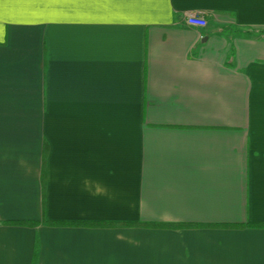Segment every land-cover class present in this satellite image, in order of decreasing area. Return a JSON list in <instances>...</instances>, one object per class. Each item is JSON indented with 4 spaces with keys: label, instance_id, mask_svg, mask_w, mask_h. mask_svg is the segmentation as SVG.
Wrapping results in <instances>:
<instances>
[{
    "label": "crops",
    "instance_id": "obj_1",
    "mask_svg": "<svg viewBox=\"0 0 264 264\" xmlns=\"http://www.w3.org/2000/svg\"><path fill=\"white\" fill-rule=\"evenodd\" d=\"M35 252L264 264V0L0 3V264Z\"/></svg>",
    "mask_w": 264,
    "mask_h": 264
},
{
    "label": "trees",
    "instance_id": "obj_2",
    "mask_svg": "<svg viewBox=\"0 0 264 264\" xmlns=\"http://www.w3.org/2000/svg\"><path fill=\"white\" fill-rule=\"evenodd\" d=\"M247 34V36L251 37V38H257V35L255 34V32L248 30L245 32ZM14 225H28V226H36V223H11ZM48 226H62V227H67V226H87V227H133V226H138L139 224H119V225H103V224H79V223H46ZM148 227H162V228H181V227H194V226H171V225H145ZM36 263V252L34 254V258H33V262L32 264Z\"/></svg>",
    "mask_w": 264,
    "mask_h": 264
},
{
    "label": "built area",
    "instance_id": "obj_3",
    "mask_svg": "<svg viewBox=\"0 0 264 264\" xmlns=\"http://www.w3.org/2000/svg\"><path fill=\"white\" fill-rule=\"evenodd\" d=\"M185 24L191 28H205L207 22L204 18L198 16L197 14H187L185 16Z\"/></svg>",
    "mask_w": 264,
    "mask_h": 264
},
{
    "label": "snow or ice",
    "instance_id": "obj_4",
    "mask_svg": "<svg viewBox=\"0 0 264 264\" xmlns=\"http://www.w3.org/2000/svg\"><path fill=\"white\" fill-rule=\"evenodd\" d=\"M3 2V0H0V3H2Z\"/></svg>",
    "mask_w": 264,
    "mask_h": 264
}]
</instances>
